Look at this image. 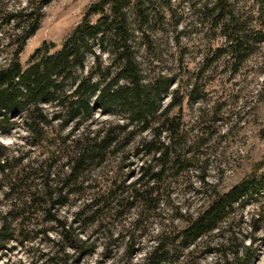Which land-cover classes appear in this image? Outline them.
<instances>
[{"label":"rangeland","instance_id":"1","mask_svg":"<svg viewBox=\"0 0 264 264\" xmlns=\"http://www.w3.org/2000/svg\"><path fill=\"white\" fill-rule=\"evenodd\" d=\"M96 1L53 0L44 6L40 29L21 53L23 66L45 42L61 45L82 20L87 6ZM211 1L171 0V6L162 9L165 19L153 26L152 39H144L142 44L138 41L137 60L143 78L151 80L163 75L174 80L170 94L160 104L161 110L172 103V92L181 88L177 105L171 109V116L181 118L176 145L194 162L168 169L154 196L155 203L144 210L140 202L132 199L128 186L146 169H156L158 161L144 147V141L158 131H136L121 152L110 154L102 163L87 169L68 196V203L50 213L74 228V235L79 234L82 242L63 239L61 225L50 221V216L35 203L25 200V204L17 193H7L9 179L0 175V229L5 228L0 237V264H143L162 235L167 236L165 245L171 249L165 264H237L234 252L244 238L254 252L251 264H264V207L257 204L242 211V226L232 227L239 237L236 244L226 243L221 231L189 247L176 241L178 231L185 225L180 214L198 212L212 190H228L264 156V41L237 66L229 56L218 54L226 40L211 30L205 17ZM28 3L29 0H0V67L9 63L13 51L9 40L14 24L2 23V15ZM239 6L247 26L264 34V9L260 15L254 0H239ZM97 18L94 16L92 21ZM97 54L102 68L113 64L109 50L97 48ZM95 64L98 65L96 56L90 54L83 73L87 74ZM115 70L116 65L111 68L112 72ZM194 88L193 95L188 96ZM111 110L108 114L97 110L94 126L81 127L75 135L97 130L105 123H126L122 118L125 111L117 106ZM73 126L61 135L69 134ZM130 129H135L134 125ZM161 132V139L167 140L166 132ZM3 140L12 141L1 143L13 155L25 157L21 168L26 163L44 161L48 157V141L54 142L51 132L43 144L34 145L29 132L20 126L0 135ZM35 183L41 188L38 181ZM253 214H261L263 221L261 229L251 235L249 223ZM249 236L257 240L249 244ZM63 247L66 254L59 253Z\"/></svg>","mask_w":264,"mask_h":264},{"label":"trees","instance_id":"2","mask_svg":"<svg viewBox=\"0 0 264 264\" xmlns=\"http://www.w3.org/2000/svg\"><path fill=\"white\" fill-rule=\"evenodd\" d=\"M52 1L29 0L28 6L2 15V23L14 25L9 40L13 49L11 58L6 66L0 67V135L20 126L29 132L34 145L43 144L44 137L51 132L54 142L48 141V157L44 161L26 163L23 168L25 157L13 155L0 142V175L9 179L7 193H17L22 200L35 203L50 216V221L61 225L63 239L82 242L79 234L74 235V228L50 213L68 203V196L87 169L102 163L110 154L121 152L136 131H158L144 141V147L158 161L156 169L153 166L146 169L142 177L128 186L132 199L140 202L144 210L155 203L154 196L159 193L168 169H178L182 163L192 164L194 159L176 145L181 118L171 116V109L177 105L181 88L172 92V103L161 110L160 104L170 94L174 80L163 75L145 80L137 60L138 41L142 44V40L152 39L153 26L165 19L162 9L165 5L170 7L171 0H97L87 6L82 20L61 45L45 42L24 67L21 53L40 29L44 6ZM238 1L213 0L205 9L211 30L221 33L226 40L218 54L229 56L234 66L243 63L253 48L264 41L262 32L244 22ZM254 4L259 14H263L264 0H254ZM94 16L98 17L96 21H92ZM97 48L112 52L113 64L102 68ZM90 54L96 56L98 65L84 74ZM195 90H190L188 96ZM113 106L125 111L122 118L126 123H105L97 130L75 135L81 127L94 126L97 110L108 114ZM71 125H74L71 132L62 136L61 132ZM130 125L135 129H130ZM161 131L166 132L167 140L161 139ZM37 181L41 188L38 183L33 184ZM207 197L206 204L195 214H180L185 225L178 231L176 241L189 247L221 231L226 243L236 244L239 237L232 227L242 226V211L251 204L264 207V156L238 183L226 191L212 190ZM262 221L261 214L252 215L251 235L261 229ZM4 230L0 229V237ZM160 238L143 264L167 262L171 249L165 245L167 236ZM249 239V244L257 240L255 236ZM65 249L59 253L66 254ZM250 249L245 238L242 239L234 252L237 264L252 263L254 252Z\"/></svg>","mask_w":264,"mask_h":264},{"label":"clouds","instance_id":"3","mask_svg":"<svg viewBox=\"0 0 264 264\" xmlns=\"http://www.w3.org/2000/svg\"><path fill=\"white\" fill-rule=\"evenodd\" d=\"M0 142H4V143H6V144H11V143H12L11 140H3V141H0Z\"/></svg>","mask_w":264,"mask_h":264}]
</instances>
